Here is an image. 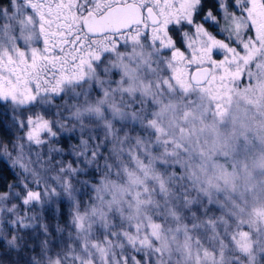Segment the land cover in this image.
<instances>
[{
    "label": "rangeland",
    "instance_id": "obj_1",
    "mask_svg": "<svg viewBox=\"0 0 264 264\" xmlns=\"http://www.w3.org/2000/svg\"><path fill=\"white\" fill-rule=\"evenodd\" d=\"M95 1L0 6V109L16 129L0 158L17 177L0 243L17 252L62 204L66 234L39 264H264V0H217L201 21L200 0H132L159 24L100 49L74 28Z\"/></svg>",
    "mask_w": 264,
    "mask_h": 264
},
{
    "label": "trees",
    "instance_id": "obj_2",
    "mask_svg": "<svg viewBox=\"0 0 264 264\" xmlns=\"http://www.w3.org/2000/svg\"><path fill=\"white\" fill-rule=\"evenodd\" d=\"M3 0H0V3ZM217 0H200L199 6L195 13V20L201 21L207 13L217 16ZM0 109V142H9L16 135V129L11 125L10 120L1 114ZM10 138V139H7ZM72 141V138L70 139ZM62 150L68 147V139L63 138L60 142ZM66 157L67 153L63 152ZM97 169H90L84 173L86 179L95 181ZM16 174L9 164L0 158V193L6 192L16 182ZM88 190V186H86ZM70 217L65 213L63 206H59L58 210L46 207L42 212V222L37 225L32 234L23 233L19 238L20 250L14 252L12 248L6 244L0 243V250L5 252L4 255L16 262V264H39L40 256L44 247L48 245L50 240L64 237ZM8 249V250H7Z\"/></svg>",
    "mask_w": 264,
    "mask_h": 264
},
{
    "label": "flooded vegetation",
    "instance_id": "obj_3",
    "mask_svg": "<svg viewBox=\"0 0 264 264\" xmlns=\"http://www.w3.org/2000/svg\"><path fill=\"white\" fill-rule=\"evenodd\" d=\"M11 2L18 3L21 6H26L25 4H29V5H31L30 7L32 9H34V8L38 9L39 8V9L45 10V11L50 8L51 4H53V2H51V0H3L0 3V6L7 7L8 5L12 4ZM95 2L96 3H94L93 5L87 4L83 7L81 14H79V16H80L79 24L77 26L75 25L74 28H75V32L81 33V35H82L81 39L82 40H84L85 42L94 43V46L97 47V49L117 47L118 44L122 43L123 40L127 39V36H129V34L135 33L136 31H141L142 33L146 34V33H148V31L151 27H154V26L150 25L148 17L145 13L147 8H151L153 10L154 14H156V11L154 10V8H152L150 6L143 7L139 2L132 1V0H126V1H123V0H96ZM127 3H134V4H137L140 6L141 11H142V24H137V25L131 26L130 28H128L125 31H120V32H116V33H103V34L95 35V36H92V35L87 33V31L84 28V20L86 19L87 16H89L90 14H94L95 16L99 17L103 13H105L108 9H110L116 5H124ZM29 13L31 14L30 10H29ZM32 17L33 18H31V20H34L35 19L34 14H32ZM145 27L147 29H144ZM74 35H76V34L74 33ZM63 45L65 46V49H68L67 43L63 44Z\"/></svg>",
    "mask_w": 264,
    "mask_h": 264
},
{
    "label": "water",
    "instance_id": "obj_4",
    "mask_svg": "<svg viewBox=\"0 0 264 264\" xmlns=\"http://www.w3.org/2000/svg\"><path fill=\"white\" fill-rule=\"evenodd\" d=\"M145 13L150 25L159 24L160 19L151 8H147ZM137 24H142V11L140 6L134 3L116 5L99 17L90 14L84 20V28L92 36L125 31ZM210 74L211 69L208 66L194 68L190 75V82L194 86H202L208 81Z\"/></svg>",
    "mask_w": 264,
    "mask_h": 264
}]
</instances>
